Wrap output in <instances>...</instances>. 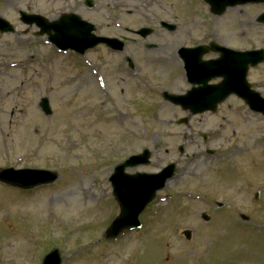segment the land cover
I'll list each match as a JSON object with an SVG mask.
<instances>
[{
  "label": "rangeland",
  "instance_id": "obj_1",
  "mask_svg": "<svg viewBox=\"0 0 264 264\" xmlns=\"http://www.w3.org/2000/svg\"><path fill=\"white\" fill-rule=\"evenodd\" d=\"M12 1L26 4L38 0ZM181 8L189 12L184 3ZM263 9L260 5L250 13L240 7L211 17L206 8H200L193 16L183 17L180 29L200 33L220 30L223 36L230 34L236 46L246 47L245 35ZM37 42L28 34L25 49H16L13 37L0 39V53L10 54L4 56L11 65L8 68H18L7 69L13 77L5 88L2 85V93L20 89L8 102H2L7 106L0 115V170L50 169L59 177L50 188L28 194L0 185V264H40L42 256L54 249L61 254L63 264H264L261 116L236 102V112L229 117L189 118L186 127H176L174 122L186 114L165 108L161 116L148 117L162 104L140 99L142 110H148L136 117L140 140L127 145V135L117 126L135 120L121 116L123 122L116 121L95 86L83 78L70 85L54 67L46 66L43 71L40 62L50 53L39 49ZM54 60L52 57L51 62ZM174 76L168 84L177 88ZM253 80L264 82V72L255 73ZM113 87L124 104L123 85ZM43 98L53 111L50 117L38 107ZM68 100L73 103L70 108L66 107ZM11 106L15 107L12 118L7 114ZM200 132L215 138L208 144L215 151L213 158H201L199 152L203 153L206 144L198 139ZM167 135L171 137L168 142ZM158 141L166 142L167 154ZM178 146L183 148V156ZM143 150L153 154L154 164L148 172L168 161L176 164L173 183L140 217L139 231L105 242L104 230L118 215L107 178L118 163ZM79 189L91 194L86 204ZM106 199L104 205L99 202ZM216 202L223 204L221 210L215 208ZM201 214L209 217L208 223L202 221ZM240 214L248 222L241 221ZM184 231L191 233L190 241L185 240Z\"/></svg>",
  "mask_w": 264,
  "mask_h": 264
},
{
  "label": "flooded vegetation",
  "instance_id": "obj_2",
  "mask_svg": "<svg viewBox=\"0 0 264 264\" xmlns=\"http://www.w3.org/2000/svg\"><path fill=\"white\" fill-rule=\"evenodd\" d=\"M218 2H228V0H42L36 5L39 14L44 17L52 15L51 12L54 20L64 16H74L93 26L91 34L81 36L80 40L92 42L93 38H90V35H94L100 43L80 57L85 61L75 60L72 61V65L80 67L81 74L90 86L95 82H101L107 90L111 89L115 94L113 85L122 84L121 96L124 104L115 94L120 111L127 116L135 117L148 111L142 110V105H139L140 99L163 102L159 110L152 111L153 114L149 112L148 115H161V110L165 108L179 110L189 115L166 102L165 94L183 95L197 88L198 91H206L209 90L205 87L206 84L214 86L220 83V77L214 71H204L201 77L193 76L196 69L187 73L179 50L206 47L208 51L202 55L201 61H211L218 58V54L211 49V43L235 48L233 37L231 40L230 34L223 36L220 30H210L209 32L212 33L209 35L198 30H181L180 26L174 25L175 21L184 20V16H193L202 6ZM183 3L189 12L181 8ZM18 8L25 9V1L20 4L6 0L0 3V16L22 27L17 20L12 21L10 16L12 11ZM206 11L212 17L207 7ZM255 23H257L256 19ZM250 26L253 29L250 27L245 35L247 49L251 51L256 49L255 43L264 47V30L255 29L254 23ZM16 41L18 44L22 43L21 39ZM72 56L79 58L74 54ZM251 73H249L251 87L259 93L264 92V84H256ZM173 75L177 88L168 84ZM200 78L208 81L203 84L191 83ZM162 80L166 81L161 82ZM98 91L101 93L99 88ZM234 99L236 100V97L230 96L227 101ZM234 110L232 105L226 107L221 105L217 108V114H230ZM127 131L130 136L127 145H135V142H139L136 134L138 130L135 126L128 127Z\"/></svg>",
  "mask_w": 264,
  "mask_h": 264
},
{
  "label": "water",
  "instance_id": "obj_3",
  "mask_svg": "<svg viewBox=\"0 0 264 264\" xmlns=\"http://www.w3.org/2000/svg\"><path fill=\"white\" fill-rule=\"evenodd\" d=\"M258 1V0H257ZM222 61L219 62L221 65ZM245 66L243 69V74L240 77L241 85L244 84V75L247 70L246 63L244 62ZM233 64H236V60L233 61ZM257 64V62L254 63V65ZM238 66V64H237ZM238 91H241V89H238ZM244 99L247 100L249 105L253 107V110L257 112H263L264 113V105L259 104L255 99L253 101H249L246 98V95H241ZM190 103L185 106V108H191L195 113L203 112L207 109L212 108L213 106L199 104V101L197 98L189 99ZM41 107L44 110L46 114L49 113L48 107H47V101L42 100ZM123 166L117 169V172L122 171ZM12 172H4L3 174H0V181L5 182L9 185H14L21 188H32L41 184H47L50 182H53L55 179L54 176L51 178L48 177V174H43L42 172H22L25 173V176L21 179H16L12 176H7V174ZM171 174V172H170ZM170 174L168 176L163 177H152L153 179L158 178V182H154L151 184H147L148 182H144L143 180H139L140 177H138V180H136V191L132 192L131 194L128 192H124L125 195L119 190H115V197L121 203L122 205V214L121 216L116 220L115 224L112 226L111 230L108 231V237H113L114 235H118L123 230L126 229H132L134 227H137V216L139 213L145 208V206L150 203L154 197V194L160 190L166 179L170 178ZM139 181V182H138ZM186 236H188V233H186ZM59 258L57 252H53L50 255H48L43 264H59Z\"/></svg>",
  "mask_w": 264,
  "mask_h": 264
},
{
  "label": "bare ground",
  "instance_id": "obj_4",
  "mask_svg": "<svg viewBox=\"0 0 264 264\" xmlns=\"http://www.w3.org/2000/svg\"><path fill=\"white\" fill-rule=\"evenodd\" d=\"M79 190H81V191H80L81 198H82L83 200H87V199H88L87 196H90V194H89L87 191H84V190H82V189H79Z\"/></svg>",
  "mask_w": 264,
  "mask_h": 264
}]
</instances>
